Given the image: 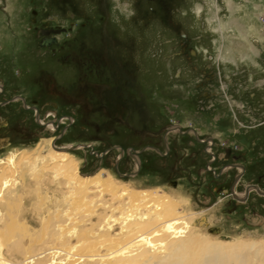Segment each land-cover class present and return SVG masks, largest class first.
I'll list each match as a JSON object with an SVG mask.
<instances>
[{
  "label": "rangeland",
  "instance_id": "1",
  "mask_svg": "<svg viewBox=\"0 0 264 264\" xmlns=\"http://www.w3.org/2000/svg\"><path fill=\"white\" fill-rule=\"evenodd\" d=\"M50 17L58 18L56 24ZM58 25L65 32L57 47L38 50L40 30ZM52 52L74 66V89L57 85ZM32 59L42 73L30 70ZM33 73L38 83L41 77L45 83L41 79L43 95L38 97L42 119L70 116L78 121L66 138L53 139L54 133L34 122L33 112L25 115L22 110L19 116V103L3 105L21 95L18 77ZM0 84V161L32 151L40 142L44 155L49 139L57 148L71 146L67 152L83 176L102 170V178L110 175L120 186L168 195L176 211L187 215L185 232L213 242L246 243L238 264H264V196L252 190L245 199L247 186L264 191V180L252 173L245 176L235 186L242 194L241 204H236L230 187L242 173L235 168L222 173L235 164L263 171V161L246 160L259 150L255 143L264 141V0H0ZM173 126L181 133H167ZM73 142L93 147L85 152ZM113 146L136 150L141 170L127 156L118 166L119 150L109 149ZM102 155H107L103 161ZM17 172L9 170L7 179L19 181ZM51 174L42 172L34 180L25 174L23 214L9 211L10 220L33 222L31 217L39 213V219L55 217L63 199L54 193ZM104 200L106 206H115L110 196ZM112 207L93 212L94 204L79 205L67 226L76 233L83 225L98 224L101 216L116 234L122 216ZM11 225L6 218L0 223L5 263L10 244L18 240ZM26 232L41 241L39 246L51 241L60 247L57 237L50 236L51 228L35 226ZM26 234L21 242L29 245ZM83 243H76V249ZM106 250L98 246L95 253L104 255ZM53 254L57 261L58 253Z\"/></svg>",
  "mask_w": 264,
  "mask_h": 264
},
{
  "label": "bare ground",
  "instance_id": "2",
  "mask_svg": "<svg viewBox=\"0 0 264 264\" xmlns=\"http://www.w3.org/2000/svg\"><path fill=\"white\" fill-rule=\"evenodd\" d=\"M178 129L180 130V127ZM178 129L173 128L171 131ZM52 140L46 141L48 150L44 155H42L44 148L40 142L32 151L12 153L0 161V223L4 222L5 218L11 221L10 229L12 233H17V242L19 241L10 244L7 259L5 258L6 263L0 252V264H18L19 260L23 261V264L31 261L38 264H238L240 253L247 247L246 243L213 242L208 237L201 239L194 233H189L190 230L185 232L187 215L176 211V204L170 196L159 194L156 190L139 191L120 186L110 175L102 178L100 176L102 170L95 176H83L78 170L77 161L67 152L73 148L71 146L57 148L51 144ZM76 148L82 149V146ZM11 169L19 171L20 174L17 172L19 181L16 178L7 179V173ZM42 172H51L55 177L54 193L62 197V207L57 205L60 208L57 209L54 218L43 215L44 217L39 219V213L37 216H30L33 222H26L25 219L20 221L19 218L16 221L10 220L7 217L9 211L15 209L19 214L22 207H25L21 202L25 174L28 173L30 179H33L42 177ZM105 195L110 196L114 207L106 206ZM88 204H94L93 212H96V209L105 212L111 207L117 209L122 216L117 223L119 231L115 234L113 225L105 219L100 221L101 216L98 217V224H91L89 228L83 225L76 233L70 231L67 222L70 221L73 209ZM35 226L51 228L50 236L52 239L57 237L56 243H59L61 248L54 246L55 243L51 241L41 246H39L41 241H33L31 231L30 233L26 231L29 227ZM95 226L97 228L94 230ZM14 227L15 230L12 229ZM213 232L218 234L220 231L216 229ZM23 233H27L29 245L21 242L25 236ZM73 240L75 243H72ZM80 241L84 243L76 249L75 245ZM98 246L107 249L104 255L95 253ZM52 253L53 255L58 253L57 261L54 260L55 256L50 255Z\"/></svg>",
  "mask_w": 264,
  "mask_h": 264
},
{
  "label": "flooded vegetation",
  "instance_id": "3",
  "mask_svg": "<svg viewBox=\"0 0 264 264\" xmlns=\"http://www.w3.org/2000/svg\"><path fill=\"white\" fill-rule=\"evenodd\" d=\"M50 18H51L50 22H53V23L55 22V24L58 21L57 17H50ZM48 23L49 22H47V23H45L43 25L47 26ZM64 32H65V29L61 25H58L55 28H49V27L47 28L46 27L43 30H40L41 39L38 42L37 49L41 51L44 48H47V47H50V46L52 47V45L57 47V45L59 44V38L61 37L60 34H62ZM47 42H50V45L44 46V44H46ZM255 44H256V42L254 43V45ZM253 52H254V54L258 53L255 50H253ZM55 55H56V53L52 52L50 57L55 56ZM41 79H42V85L45 87V85H44L45 83L43 81V78L41 77ZM41 79H40V82H39L40 85H41ZM53 82H54V80H53ZM3 92H4V86L0 84V95H2ZM12 103H19L20 104V109H19L20 112L17 113L19 116L23 115V113H22L23 111L26 112L25 115H29V111L33 112V114H34V116H33L34 122L39 127H42L45 132L54 133L55 136L53 137V139H55V140L59 139V137H61V139L66 138L68 136L69 131L71 130V128H73L78 123V121H76L74 118H72L70 116L69 117H67V116L56 117L54 121L46 122L41 117L40 110L38 109L39 100H37V99L31 100L28 103L27 100L22 95H13V96L10 97L8 102H5L3 105L5 106V105H8V104H12ZM0 115H1V113H0ZM3 126L5 127V126H8V125L4 124ZM49 126H51V127L49 128ZM173 128H176V127L173 126V127L168 128V130H167L168 132L167 133H175L176 131H171ZM82 129H84V128H82ZM57 131H60V133H58V135H60V136H58L56 134ZM178 132L181 133V130H179ZM189 132L192 133V131H189ZM166 137H167V134H166L165 138ZM165 140L166 139H164V141ZM73 145H83L82 146L83 149H77V150H83L85 152H86V148L93 147V145H89V143H81V142H73ZM109 149H111V150H117L118 149L119 150V151L117 150L119 153H118V156H117V159H116V161L119 162L118 166L121 164L122 158H125V156H127L128 158L132 159L133 167L137 168V165H138V171L141 170L142 162H141V159H140V155L138 154V152L136 150H132V149H126L125 150L124 148H120V146H113V147H110ZM121 152H123L122 155H121ZM106 156L107 155H102V157H101L102 161L105 159ZM139 159H140V161H139ZM136 160H137V162H136ZM232 168L237 169L240 174L242 173V175H240V179L238 178L239 181H237L235 183V179H236L235 178L233 180V182H232V185L230 187V192H231V189L233 188L234 193H232V192L231 193L233 195H235V197H236L235 199L236 200H233L232 198H231V200H233L234 203H236V204H241L240 203V197L242 196V194L238 193L237 188L235 186H236V184H239V182L246 176V172H247L246 164H235L234 166L233 165H228V166H226V167H224L222 169V173H224V172L228 173ZM138 171H136V172L138 173ZM136 172H135V169H134V172L132 171V173H136ZM253 187H256V186H254V185L247 186V188L245 190V199H248V198H250L252 196V192H251L252 190H255L257 192L256 189H258V187H256V189H254ZM247 190H248V193L246 194ZM258 190L260 192L264 193V191H262L260 189H258ZM258 194L261 195V196H264V194H260V193H258ZM260 200H262V198L256 196V201H260Z\"/></svg>",
  "mask_w": 264,
  "mask_h": 264
},
{
  "label": "crops",
  "instance_id": "4",
  "mask_svg": "<svg viewBox=\"0 0 264 264\" xmlns=\"http://www.w3.org/2000/svg\"><path fill=\"white\" fill-rule=\"evenodd\" d=\"M52 58L54 60V63L51 65V67L53 68L52 74L56 80L57 85L62 89H65V88H67V90L68 89L71 90V88L74 89L75 83H76L74 66L68 63H64L63 61L57 59L56 55L52 56ZM24 62H25L24 65H26V61ZM29 66L32 67V69H30L32 71L39 70L38 72L40 71L41 73L43 72L42 67L39 65V62L36 59H32L31 64ZM69 75L71 79H69ZM18 85L21 87V89L18 91L26 100L27 99H29L30 101L34 99L39 100L38 97L41 98L43 95V89L41 88L40 83H38V76L37 74L35 75V73L30 75L29 77H24L23 75L21 77H18ZM261 131H262V128L259 129L258 132H261ZM255 147L259 148V150H257V153L258 152L259 153L258 154L256 153L254 155L249 154V158H247L246 162L249 163L251 160L252 161L257 160L258 163L256 164L260 165L262 161L264 162V141H261V140L257 141V143H255ZM250 167H249V171H248V168L246 167L247 177L248 175L250 176V174L252 173L251 175L252 177H259L260 179L264 180V166H263L262 172L260 171L261 170L260 168L258 169L255 168L253 171H251Z\"/></svg>",
  "mask_w": 264,
  "mask_h": 264
},
{
  "label": "water",
  "instance_id": "5",
  "mask_svg": "<svg viewBox=\"0 0 264 264\" xmlns=\"http://www.w3.org/2000/svg\"><path fill=\"white\" fill-rule=\"evenodd\" d=\"M48 45H50V42H47L46 44H44V46H48ZM185 133H189V131H186ZM156 151H158L157 149H155ZM121 154H122V152H121ZM241 160H243V158L241 157ZM238 181V177H236V179H235V183ZM257 191H258V193H260V194H264V193H262V192H260L258 189H256ZM231 192H233V188L231 189ZM246 192H248V191H246Z\"/></svg>",
  "mask_w": 264,
  "mask_h": 264
}]
</instances>
